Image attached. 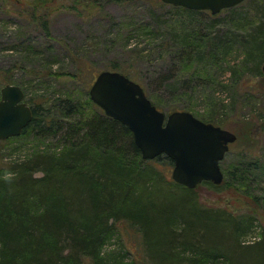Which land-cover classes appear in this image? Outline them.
<instances>
[{
	"label": "trees",
	"instance_id": "obj_1",
	"mask_svg": "<svg viewBox=\"0 0 264 264\" xmlns=\"http://www.w3.org/2000/svg\"><path fill=\"white\" fill-rule=\"evenodd\" d=\"M58 1L0 0V15L20 17L52 36L51 14L60 7ZM150 2L166 5L162 0ZM245 5L211 13L213 22L209 24L202 18L205 10L171 4L175 11L166 26L151 17L138 22L136 32L151 39L148 44L152 49L171 57L174 70L195 68L192 77L183 79L162 73L172 68L161 71L164 91L175 96L178 91L189 93L199 86H213L218 80L210 78L205 68L212 69L211 64L223 66L232 52L241 56L231 70L236 101L264 87V17L241 26L237 20L231 22ZM222 12L229 13L224 25L217 21ZM5 25L9 26L8 18ZM17 46L12 44L10 50L15 51ZM28 47L30 50H24L28 57L43 60L42 49L34 44ZM51 58L47 55L43 60L50 63V69L57 64ZM1 67L0 95L3 85L21 83L34 113L19 136L1 141L25 139L35 146L0 171V264L264 263V233L260 232V238L253 242L245 241L259 227L255 215L240 216L225 208L197 204L198 186L189 188L169 176L172 158L161 154L144 159L130 128L106 115L90 96L82 104L75 102L72 92L53 97L40 88L42 92L32 89L29 95L31 79L17 82L13 68ZM111 67L136 81L130 69L117 60ZM251 70L253 74L246 75ZM47 74L59 76L60 72ZM92 74L94 80L98 73ZM260 76V81L254 78ZM140 84L159 109L168 107L167 113L191 109V105L184 109L171 99H163L157 89L150 94L148 82ZM90 85L91 80L87 89ZM215 98L209 93L203 99ZM234 109L238 112L236 105ZM209 117L201 119L214 122ZM252 119L241 125L249 124L252 131L264 127L263 122ZM241 125L238 123L235 129ZM248 161L252 160L245 161L237 176L241 189H249L253 162ZM223 183L224 179L220 184L202 182L216 189Z\"/></svg>",
	"mask_w": 264,
	"mask_h": 264
},
{
	"label": "rangeland",
	"instance_id": "obj_2",
	"mask_svg": "<svg viewBox=\"0 0 264 264\" xmlns=\"http://www.w3.org/2000/svg\"><path fill=\"white\" fill-rule=\"evenodd\" d=\"M77 1H58L60 7L51 14L52 36L46 35L43 29L30 25L20 17L0 15V67L13 68V77L17 82H29L31 79L32 87L28 90L29 95L32 89L37 92L45 90L53 97L72 92L71 96L75 102L85 104L86 98L90 96V87L95 80L92 79V73L113 70L111 64L117 60L123 68L130 69L137 82L150 83V94L154 95L152 89H157V92L162 93L163 99H171V103H176L178 107L188 108L191 105L188 111L197 117L208 119L210 116L213 123L216 122L218 125L221 123L224 128L236 131L238 139L231 144L230 151L226 153L221 164L225 175L223 186L216 189L200 184L196 189L195 202L199 205L225 208L235 215L241 216L248 213L255 215V222L259 227L254 233L246 236L245 241L253 242L260 238V232L264 233V127H258L252 131L249 124H241L250 118L264 124V87L258 92L248 93V91V94L242 95L236 101L235 98L238 97H236L235 85L230 79L233 77V71H231L233 65H237V60L241 57L237 56L239 52H232L223 66L211 64L212 69L205 68L206 72H210V78H214L215 81L217 78L218 83L205 89L199 86L193 91L188 90L189 93L178 91L174 96L169 91L163 90L160 83L162 73L164 75L170 73L173 76L175 74L183 79L185 76L192 77L194 66L174 70L173 59L157 48L152 49L148 44L151 39L138 34L135 30L139 21L150 17V20L154 19L156 23L166 26L171 14L175 11L174 7L167 3L155 6L150 0ZM242 3L247 5L241 9L242 13L238 14V18L231 20L232 24L236 20L238 26L252 20L261 21L264 17V0H245ZM228 15L229 13L226 12L218 14L217 21L224 22L222 25L228 23L225 20ZM7 18L9 26L5 27ZM202 18L207 24L213 22L209 10L203 11ZM14 43L18 45L15 51L10 50V46ZM28 44H34L43 50L40 54L43 60L47 58V55H51V60L57 64L50 69V63L28 57L29 54L24 51L30 50ZM51 50L54 52H49ZM167 68H172L171 72L163 71ZM262 70L263 78L262 76L254 77L257 81L264 79V64ZM32 72L37 73V77H33ZM47 72H60V75L47 74ZM245 73L253 74L252 70ZM90 80L91 85L87 89V83ZM40 88L42 89L38 90ZM209 93H214L216 97L214 101L203 99ZM28 97L25 95V100ZM222 100L227 104L226 106H223ZM192 101L193 103L190 104ZM234 105L238 112L235 111ZM163 111L168 112V107H164ZM238 123L241 127L236 130ZM24 140L23 142L20 139L0 140V171L35 146ZM248 159L252 160L248 163L253 162L250 166L251 176H248L250 177L249 189L246 186L241 189V187L238 188L237 176ZM168 174L172 177V167Z\"/></svg>",
	"mask_w": 264,
	"mask_h": 264
},
{
	"label": "water",
	"instance_id": "obj_3",
	"mask_svg": "<svg viewBox=\"0 0 264 264\" xmlns=\"http://www.w3.org/2000/svg\"><path fill=\"white\" fill-rule=\"evenodd\" d=\"M167 4L217 14L244 0H162ZM91 99L132 131L144 159L161 154L172 158V178L195 188L203 181L222 183L221 161L237 134L205 121L188 110L167 113L148 97L144 87L117 70H103L90 87ZM33 108L20 85L6 84L0 95V140L20 135L33 119ZM264 264V263H263Z\"/></svg>",
	"mask_w": 264,
	"mask_h": 264
}]
</instances>
